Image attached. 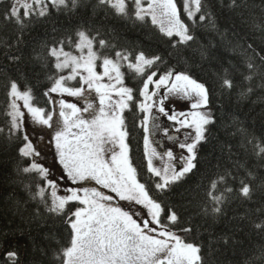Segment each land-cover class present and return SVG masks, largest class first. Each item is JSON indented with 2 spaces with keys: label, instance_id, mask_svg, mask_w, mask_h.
<instances>
[{
  "label": "snow or ice",
  "instance_id": "obj_1",
  "mask_svg": "<svg viewBox=\"0 0 264 264\" xmlns=\"http://www.w3.org/2000/svg\"><path fill=\"white\" fill-rule=\"evenodd\" d=\"M0 5V20L20 29L15 39L0 40V55L7 61L0 65V75L6 80L9 118L0 135L21 141L18 152L28 163L19 171L34 173L42 181L32 199L38 198L67 232L65 244L55 231L50 237L58 245L52 249V264H213L215 250L209 243L205 251L201 229L207 218L225 216L233 199L256 205L241 219L257 217L253 228L264 233V135L258 137L237 124L232 135L241 136L245 151L251 145L255 162L242 161L229 144V163H217L207 184L200 186L203 199L194 203L189 190L178 192L199 171L201 149L211 136L209 126L216 123L209 108L211 89L190 73L177 71L160 54L118 47L110 24L115 18L150 21L170 50L168 56L179 58L196 42L197 29L217 30L214 0H0ZM224 6L240 9L242 20L243 10L250 7L247 0H228ZM81 10L87 19L62 33L53 25L51 41L44 40L39 51L33 47L25 57L20 47L23 30L34 18L46 19L53 12L74 16ZM254 26L264 32V9L261 22ZM247 48L253 55L242 62L243 68L230 65L231 71L223 68V74L217 73L221 91L233 89L237 73L248 82L255 77L264 80V48L257 51L252 44ZM200 56L207 53L201 50ZM32 62L48 72L42 90L47 106L40 105L37 85L28 77ZM124 68L139 80L138 85L127 82ZM71 81L78 86H70ZM251 91L249 87L247 92ZM170 97L188 101L189 110L178 111L175 104L166 107ZM126 113L131 114V127ZM160 116L171 122L175 133L186 130L183 139L169 135ZM29 119L42 130L33 133L36 144L27 130ZM134 129L143 131L147 175L133 157ZM159 131L180 151L158 152L153 144L160 141L150 137ZM41 146L55 149L62 169L59 181L64 182L62 195L50 169L37 162ZM220 239L229 243L227 237ZM10 247H4L0 264H21L18 251ZM256 260H264V251L248 264Z\"/></svg>",
  "mask_w": 264,
  "mask_h": 264
},
{
  "label": "trees",
  "instance_id": "obj_2",
  "mask_svg": "<svg viewBox=\"0 0 264 264\" xmlns=\"http://www.w3.org/2000/svg\"><path fill=\"white\" fill-rule=\"evenodd\" d=\"M217 16V30L201 27L197 29V40L191 49L185 50L182 57L168 56L170 51L163 44L157 29L151 22L115 18L110 19L111 27L117 34L118 47H126L145 51L146 54H160L168 61L169 65L177 71H186L194 78L205 82L211 89L209 108L215 117V125H210L211 136L209 143L204 145L200 152L199 171L190 175L177 191L189 190L194 201L203 199L204 193L201 184L206 185L208 178L214 173V166L228 164L227 145H232L233 153H239L242 161L249 164L255 162L251 145L247 151L240 147L241 136L232 133L236 131L237 124L247 127L250 133L256 136L264 135V80L255 77L251 82L245 81L237 73L233 76L234 87L231 91H221L217 73L223 74V68L236 65L243 68V61L253 55L247 48L252 44L259 51L264 48V32L254 26L261 22V10L264 9V0H247L250 5L244 9V19H241V10H230L226 6L228 0H214ZM3 6L0 5V13ZM87 19V15L81 10L76 15H62L53 12L46 19H33L25 28L23 42L20 45L25 57L32 52L33 47L39 51V45L44 41H51V28L56 25L60 33L65 28L71 30L76 22ZM20 29L15 24H7L0 20V40L15 36ZM58 33V34H60ZM207 53L201 58L200 51ZM259 63V59L256 60ZM7 61L0 55V65ZM21 67H24L21 65ZM166 67V66H162ZM34 69V71H33ZM126 80L130 85H138L139 80L134 74L124 68ZM47 70H42L37 62H32L28 69V77L37 85L36 96L41 106L45 104L42 90L48 83ZM11 75H18L11 73ZM38 75V79L34 78ZM6 80L0 75V127H6L8 117L7 97L4 87ZM251 87L252 91L247 92ZM245 93L241 96V93ZM129 117L131 127V114ZM20 140L8 139L0 135V255L6 246L9 250L15 249L19 253L21 264H52V249L58 245L50 237L55 231L57 240L61 244L67 242V232L60 225L59 220L53 214L48 213L39 199H32L36 191V185L42 183L40 178L32 174H24L19 171L26 166L27 160L20 157L18 146ZM133 157L138 168L147 175L146 159L144 157L143 131L133 130L132 137ZM223 149V151H222ZM235 159L236 157L233 156ZM46 196H50L46 192ZM256 205H243L239 199L227 208V214L219 218H207L204 229H201L200 239L205 244L207 251L209 243L212 244L215 254L213 264H248L250 260L260 257L264 251V233L253 228V221L257 217L249 215L241 219L249 208ZM39 209V214H37ZM221 237H227L229 243L223 244ZM47 251V255L43 254ZM255 264H264V260H256Z\"/></svg>",
  "mask_w": 264,
  "mask_h": 264
},
{
  "label": "rangeland",
  "instance_id": "obj_3",
  "mask_svg": "<svg viewBox=\"0 0 264 264\" xmlns=\"http://www.w3.org/2000/svg\"><path fill=\"white\" fill-rule=\"evenodd\" d=\"M122 71H124V69H122ZM69 84L70 86H78L76 81H71L69 82ZM63 98L69 102L77 103L78 106H81L83 104V101H77V99L74 97L65 96ZM56 99H60V97H56ZM171 104H175L176 109L178 111H181V110L188 111L189 110L188 101H184L176 97H170L169 100L166 101L165 106L169 107ZM160 123H161L162 128L169 127V135H179L180 138L183 139V132L186 130H182L181 133H175L174 130L170 127L171 122L168 121L163 116H160ZM27 130L30 134V137L33 139V143L36 144L38 142V137L36 135H33V133L42 134V130L40 129L38 125H34L30 119L27 121ZM150 138L160 141V145L153 144V146L157 148L158 152H162L166 150L167 148H173V150L177 152L180 151L178 148L173 147L172 142L169 141L167 137L163 135L162 131L157 132L154 137H150ZM45 143H47V140H45ZM37 162L42 164L44 167L50 169V173H51L50 178L57 180V182L61 185V190L58 192V194L62 195L63 194L62 187L64 185V182L59 181V177L62 175V169L56 160L55 149L51 146H48V147L41 146V157L37 158ZM154 163L157 165H160L161 162L159 160H154ZM48 192L50 193V190Z\"/></svg>",
  "mask_w": 264,
  "mask_h": 264
}]
</instances>
